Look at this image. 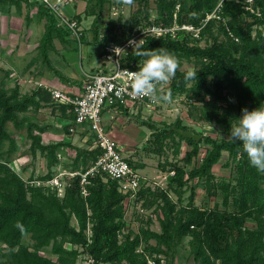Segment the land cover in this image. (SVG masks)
<instances>
[{
    "label": "trees",
    "instance_id": "1",
    "mask_svg": "<svg viewBox=\"0 0 264 264\" xmlns=\"http://www.w3.org/2000/svg\"><path fill=\"white\" fill-rule=\"evenodd\" d=\"M107 2L86 0L84 10L85 15L94 16L90 27L94 38L89 43L98 45L101 55L106 45L129 37L140 25H192L199 28L198 37L180 28L175 36L148 34L143 44L148 50L164 47L180 59L194 60L197 64L196 79L186 80L187 70L179 69L165 91L171 89L173 98L184 95L188 101L201 104L202 120L216 123L228 137L231 124L241 116L243 108L251 111L264 105V0H154L153 15L149 0H138L139 7L130 15L126 31L117 33L116 23L111 22L102 33L99 17ZM0 4L3 11L14 4L20 14L24 7L37 8L35 17L44 22L37 47L36 59L41 64L38 72L46 67L58 76L59 71L50 60L56 49L54 41L79 49L70 30L59 25L58 18L35 0H0ZM208 16L211 17L207 20ZM32 18L31 12L26 11L27 25ZM73 18L80 25V15ZM216 23L224 39L214 35ZM207 36L210 37L207 44L200 46ZM80 42L87 43L84 31ZM144 59L133 51L125 57L123 65L139 69ZM21 91L19 83L11 92L6 90L5 81L0 85V264H78L81 256L85 261L92 259L90 264H148V257L157 264H176L177 249L186 238L197 264H264V173L250 165L240 142L211 136L195 142L176 132V128L190 130L181 119L162 127L144 121L151 131L148 138L153 144L148 148L151 152L162 155L172 148L177 156L183 142L188 146L180 160L161 164L171 173L166 188L145 182L127 206L117 181L89 176L88 195L84 197L81 177L77 175L65 177L64 195L59 196L57 188L43 182L52 179L63 163L60 155L64 148L74 150L73 169L82 171L95 162L100 150L73 147L64 141L44 144L42 134L47 126L20 115L38 112L47 105L67 108L55 103L51 89L44 85L30 93ZM8 123L17 130L26 129L30 152L34 156L39 153L46 160V173L25 178L22 175L25 167L19 171L12 167V155L19 145L7 130ZM202 145L206 146L205 151L198 159ZM224 152L228 154L226 166L230 167L231 175L218 179L213 167ZM128 162L134 169L143 167L142 163L130 159ZM199 179L207 197L215 200L213 206L195 205L196 192L190 183ZM189 187L191 192L184 204L183 196ZM139 204L142 209L152 210L160 231L150 228L154 217L146 215L144 220L138 215ZM128 208H133L131 219L136 216L141 221L136 228L129 227ZM47 250L52 257L44 255ZM161 256H165V262Z\"/></svg>",
    "mask_w": 264,
    "mask_h": 264
},
{
    "label": "rangeland",
    "instance_id": "2",
    "mask_svg": "<svg viewBox=\"0 0 264 264\" xmlns=\"http://www.w3.org/2000/svg\"><path fill=\"white\" fill-rule=\"evenodd\" d=\"M73 2L74 7L76 9L78 8L80 12V25L82 31H84L85 33V38L87 39V42H92L94 37L93 31L90 29V27L92 26V23L94 21V16H87L84 14L86 0H74ZM2 7L3 6L0 4V85L3 81H5L6 90L8 92H11L16 83H19L21 86L22 94L30 93L35 86V83L31 80V76L33 72L38 71V68L41 66L39 60H37L36 57L38 55L37 47L40 43V39L44 29V22H41L36 17L32 16L33 18L31 19V22L28 25L26 24L25 13L26 11L31 12L32 7H24L22 14L18 13L17 6L14 4L7 5L4 11L1 10ZM138 7V0H134L133 5L131 6L125 5L123 3H118L115 0H109V2H107L101 10L98 24L100 31L103 33L105 27L110 25L111 22L116 23L115 31L117 33L126 31L128 27V19ZM149 8H151V12L153 15L155 13L154 0H149ZM68 9V7H65L62 9V11L67 14L69 13L67 12ZM218 29L219 24L216 23L213 29L214 35L218 36L219 39H224V34H222V32H220ZM209 38L210 37L207 36V38L202 39L199 43L200 46H205ZM55 42V50H58L61 53L63 48L64 50H66V48L69 47V49L67 50V59L69 60L68 63L70 74L81 75V73H83V70L89 74H96L99 72L109 73L113 68V64L111 62L105 61L104 54L101 55V48L98 45L92 43H84L82 50H80L75 49V47L71 45H66V47L57 39L55 40ZM57 58H59L61 62L63 61L60 53H58ZM34 59H36V63L30 66V62ZM180 61L181 70L197 68V64L194 60L180 59ZM103 63L106 65V71H103ZM90 65H92L93 69L89 68L91 67ZM42 69L44 70L48 68L42 67L41 70ZM6 71L8 72L7 74H5ZM57 77L61 78L65 77V75L62 72H59ZM81 81L83 84V79ZM84 85L85 84H83V86ZM119 106L121 107L120 110L122 111L119 117L125 120L132 121V123H140L141 125H144L142 122L151 121L157 126L162 127L166 123H173L177 119H181L182 123L190 128V130H193L197 134L202 135L201 140L204 138V136H211L213 138H228V136L223 132L222 128L216 123H208L202 120L199 113L201 104L188 101L184 95H176L173 98V102L171 104L156 102L153 107L149 108L146 107L145 104L137 103H128ZM137 106L141 109L139 108L138 112L135 114L134 110ZM126 107L130 108L129 110L132 112L127 113ZM146 113L150 114L146 115ZM144 114L146 115L145 119ZM20 116L27 117L29 119L32 117L33 121L36 120V123L41 125V122H46L51 114L48 112V110H41L38 112L31 111ZM103 116L105 120L104 123L106 124V122H108V120L110 119V114L109 112H104ZM144 126L145 127L143 128V130L145 132L151 133L150 128L147 125ZM6 128L17 139L19 145V150L12 155V167L16 170H20L25 167L26 170L22 174L25 178H27L30 174L38 176L40 174L46 173V160L39 153L34 156L30 152V140L27 138L26 129L22 128L17 130L12 123H8ZM149 136L150 135H148V138ZM149 142L148 139L146 141L143 140L138 148L140 151L139 154L141 159L140 161L133 162L142 163L141 160L145 159L146 163L142 164H144L146 167L137 169L138 172L142 175V178H144V182L152 187L159 185L163 188H166L167 180L171 173L163 169L162 165H164V162L166 160H168V162H176L180 160L184 156V153L187 150L188 146L185 142H183L181 153L177 156L174 155V151L172 148L167 149L166 154L158 155L148 149L149 146H153V144ZM84 145L82 146V148L87 147ZM7 146L8 144L6 143L5 148H7ZM202 146L203 147L200 149L198 159L203 156V153L205 151L206 146ZM68 155L69 154L67 153L66 157L68 159H66V163H62L61 166L58 167H60L62 170L72 171L74 170V166L72 164L74 152H72V154H70L69 156ZM62 159H64L63 156L61 157V160ZM227 159L228 154L224 152L220 162L213 167V173L218 179L228 178L231 175L230 167L226 166ZM78 170L80 171L81 169ZM190 184V186H193V189H195L196 192L195 205H214L215 200L207 197L202 180L199 179L198 181L191 182ZM190 188L191 187L187 189L183 196L184 204L188 202V197L191 192ZM173 198L176 199L174 195ZM217 202L219 203V201ZM130 212L131 208H128L127 218L129 227L136 228V226L140 224L141 221L139 220V218L137 220L136 216L135 219H131ZM144 212H147V210L144 209ZM157 214L159 215L160 211ZM138 215H142L141 218L144 220L147 219L145 213H138ZM249 225H252V222H250ZM150 228L155 231H160L158 218L155 217L152 219ZM25 240L26 242H31L29 237H26ZM151 242L154 243L153 240ZM66 247L69 249L72 248V246L69 244H66ZM177 250L178 251L175 262L176 264H197L194 262L193 257L190 253L189 238H186ZM44 255L52 257L48 250ZM161 258L163 262H165V256H161ZM78 264H85L84 256H81V258L78 260Z\"/></svg>",
    "mask_w": 264,
    "mask_h": 264
},
{
    "label": "built area",
    "instance_id": "3",
    "mask_svg": "<svg viewBox=\"0 0 264 264\" xmlns=\"http://www.w3.org/2000/svg\"><path fill=\"white\" fill-rule=\"evenodd\" d=\"M38 3L47 7L59 20V25L67 27L71 32V37L78 40L79 49L82 50L83 45L80 42L82 35V28L78 22L62 11L68 6L72 0H35ZM252 2L253 0H246ZM179 8V6H177ZM211 16H208L207 20ZM185 29L193 32L195 37H198L199 28H194L192 25H173L172 27L159 26L156 24L140 25L133 30L132 34L123 38L118 42H110L104 48L105 61L113 64V68L108 72H99L96 74H88L84 90L78 95H69L61 89H51L52 96L56 102L67 104L71 106V111L74 115V126L70 127V131H74L76 126L86 125L89 131L93 134L92 148H98L100 153L95 162H93L85 171L82 170H62L60 167L52 179L43 182L45 186H53L57 188L58 195H64V187L67 184L65 177H74L79 175L81 177V194L85 197L88 195L87 185L89 183L88 177L100 175L103 179L115 180L119 184V192L125 195V204L133 200L144 182V178L134 169L128 162V159L123 154L120 144L109 137L102 124V112L106 106H119L128 103L145 104L148 108L153 107L156 102H152L148 98H137L131 89L130 77L123 72L128 70L130 72L138 71L139 69L130 68L123 65V60L131 52L133 48L128 44L130 39L144 42L147 35L162 36L165 34L176 35L177 29ZM115 47L125 49L119 56L113 51ZM38 86H42L38 83ZM168 86V85H167ZM166 86V88H167ZM60 155V154H59ZM61 156V155H60ZM61 166V165H60ZM16 170V169H15ZM19 171V170H16ZM37 185L41 181L35 182ZM136 209L140 213L150 215L155 218L152 210L144 209L139 205ZM133 211V208H131ZM147 213V214H146ZM148 264H157L152 258H147ZM86 264H90L92 259H87Z\"/></svg>",
    "mask_w": 264,
    "mask_h": 264
},
{
    "label": "crops",
    "instance_id": "4",
    "mask_svg": "<svg viewBox=\"0 0 264 264\" xmlns=\"http://www.w3.org/2000/svg\"><path fill=\"white\" fill-rule=\"evenodd\" d=\"M73 1L74 0H72L71 3L68 6H66L69 8L67 11L69 12L67 13V15L69 16H74L80 13L78 8L76 9L74 7ZM36 14H37V9L36 7L33 6L31 10V15L35 17ZM54 43L56 42L54 41ZM88 43L89 42H87V44ZM68 49L69 47H67L66 50H64L63 48L62 53L58 50H55L52 54H50L52 67H54L59 72H62L65 75V77H61V78L57 77V75H55L52 71L48 69H44V70L42 69L40 70V72H38L39 71L38 70L36 72H33L31 76L32 77L31 80L35 83L34 88L38 86V83H41L42 85L49 87L51 89H61L69 95H78L83 92L84 90L83 84H85L86 76L89 73L83 70L82 71L83 73H81V75L70 74L69 63H68L69 60L67 59ZM58 53L61 54V58L63 60L62 62L60 61L59 58H57ZM102 65L104 68L103 71H106L107 69L106 65L104 63ZM90 66L91 67L89 68L93 69L92 65ZM82 79H83V84L81 81ZM55 103H59V102L55 101ZM59 104L64 105L67 109L64 110L60 107L54 108L51 105H47L46 107L41 109V110H48V112L51 114V116L48 117V120L46 122H41L42 125L47 126L46 131L42 134L43 143L48 144L52 142L64 141L70 143L73 147L82 148L84 144H85L84 146L92 147L91 144L93 143V134L89 131L86 125L76 126L74 131H70L69 128V131L67 132V126L70 127L74 126V122H73L74 116L71 111L70 105L62 104V103ZM138 106L134 110L135 114L138 112V109L140 108ZM120 108H121L120 106H106L103 109L102 124L104 126L105 132L109 137L113 138L120 144L124 152V156H126L127 159H130L132 161H140L141 157L138 148L140 144L143 142V140L146 141L148 139V135H150V133L145 132L143 130L145 126L141 125L139 122H138L139 124H136V123H132V121L125 120L119 117V115L122 113ZM129 109L130 108L126 107L127 113L132 112ZM104 112H109L110 114V119L108 120V122H106V124L104 123L105 122L103 116ZM147 114L149 115L150 113H146V115ZM146 115L144 114L145 116L144 119L146 118ZM64 150L65 151L64 152L62 151L61 153V157L63 156L64 158L61 160L63 161V163L64 161L66 162V159H68L66 157L67 153L70 155L72 154V152H74V150L70 149L69 147H65ZM141 161L142 163H146L145 159H142ZM145 167L146 166L143 164V167L141 168H145Z\"/></svg>",
    "mask_w": 264,
    "mask_h": 264
},
{
    "label": "clouds",
    "instance_id": "5",
    "mask_svg": "<svg viewBox=\"0 0 264 264\" xmlns=\"http://www.w3.org/2000/svg\"><path fill=\"white\" fill-rule=\"evenodd\" d=\"M117 2L131 6L134 0H117ZM128 44L137 56L145 57L138 71H123L130 77L133 94L137 98H148L152 102L171 104L173 102L171 89H167V91L165 89L180 69V58L164 47L154 50L144 49L143 39L139 41L130 39ZM113 51L117 56L121 52L126 53L125 49L120 47H115ZM196 78L197 71L189 68L185 73V79ZM241 112L242 115L236 119L234 124H231L228 139L240 142L250 165L258 172L264 173V105L251 111L243 108Z\"/></svg>",
    "mask_w": 264,
    "mask_h": 264
},
{
    "label": "water",
    "instance_id": "6",
    "mask_svg": "<svg viewBox=\"0 0 264 264\" xmlns=\"http://www.w3.org/2000/svg\"><path fill=\"white\" fill-rule=\"evenodd\" d=\"M175 130H176L177 133H179L183 137H185V138H191L195 142H199L201 140V138H202V135L197 134L193 130H184V129H180V128H176Z\"/></svg>",
    "mask_w": 264,
    "mask_h": 264
}]
</instances>
